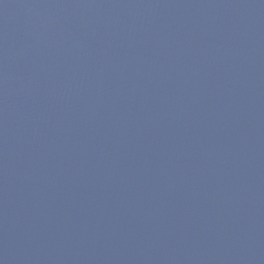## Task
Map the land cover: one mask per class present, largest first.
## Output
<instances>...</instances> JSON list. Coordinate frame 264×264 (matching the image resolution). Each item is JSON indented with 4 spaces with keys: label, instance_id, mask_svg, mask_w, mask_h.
Instances as JSON below:
<instances>
[{
    "label": "water",
    "instance_id": "obj_1",
    "mask_svg": "<svg viewBox=\"0 0 264 264\" xmlns=\"http://www.w3.org/2000/svg\"><path fill=\"white\" fill-rule=\"evenodd\" d=\"M0 264H264V0H0Z\"/></svg>",
    "mask_w": 264,
    "mask_h": 264
}]
</instances>
